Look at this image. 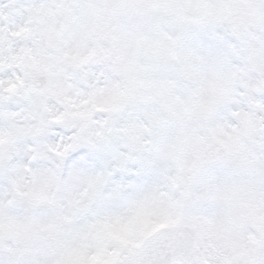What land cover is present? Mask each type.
Returning <instances> with one entry per match:
<instances>
[{
	"label": "snow or ice",
	"instance_id": "6c2138e0",
	"mask_svg": "<svg viewBox=\"0 0 264 264\" xmlns=\"http://www.w3.org/2000/svg\"><path fill=\"white\" fill-rule=\"evenodd\" d=\"M0 264H264V0H0Z\"/></svg>",
	"mask_w": 264,
	"mask_h": 264
}]
</instances>
